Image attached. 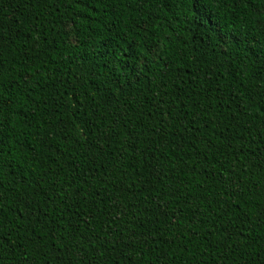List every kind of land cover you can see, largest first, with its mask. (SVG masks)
<instances>
[{"label": "trees", "instance_id": "1", "mask_svg": "<svg viewBox=\"0 0 264 264\" xmlns=\"http://www.w3.org/2000/svg\"><path fill=\"white\" fill-rule=\"evenodd\" d=\"M0 264H264V0H0Z\"/></svg>", "mask_w": 264, "mask_h": 264}]
</instances>
